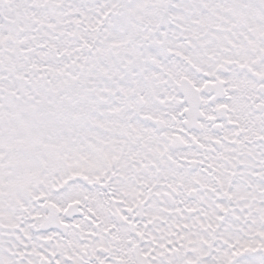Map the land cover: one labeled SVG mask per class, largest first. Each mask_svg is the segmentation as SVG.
<instances>
[{"label":"snow or ice","instance_id":"6c2138e0","mask_svg":"<svg viewBox=\"0 0 264 264\" xmlns=\"http://www.w3.org/2000/svg\"><path fill=\"white\" fill-rule=\"evenodd\" d=\"M0 264H264V0H0Z\"/></svg>","mask_w":264,"mask_h":264}]
</instances>
